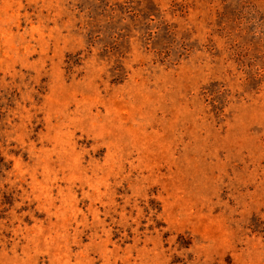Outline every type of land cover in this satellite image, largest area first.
Returning <instances> with one entry per match:
<instances>
[{
	"label": "rangeland",
	"instance_id": "1",
	"mask_svg": "<svg viewBox=\"0 0 264 264\" xmlns=\"http://www.w3.org/2000/svg\"><path fill=\"white\" fill-rule=\"evenodd\" d=\"M0 264H264V0H0Z\"/></svg>",
	"mask_w": 264,
	"mask_h": 264
}]
</instances>
